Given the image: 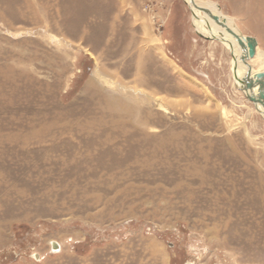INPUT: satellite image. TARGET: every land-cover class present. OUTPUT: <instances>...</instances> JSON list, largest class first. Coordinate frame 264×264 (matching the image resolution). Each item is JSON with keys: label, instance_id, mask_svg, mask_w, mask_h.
<instances>
[{"label": "rangeland", "instance_id": "374dc122", "mask_svg": "<svg viewBox=\"0 0 264 264\" xmlns=\"http://www.w3.org/2000/svg\"><path fill=\"white\" fill-rule=\"evenodd\" d=\"M193 1L264 52V0ZM205 36L185 0H0V264H264V118Z\"/></svg>", "mask_w": 264, "mask_h": 264}, {"label": "bare ground", "instance_id": "6f19581e", "mask_svg": "<svg viewBox=\"0 0 264 264\" xmlns=\"http://www.w3.org/2000/svg\"><path fill=\"white\" fill-rule=\"evenodd\" d=\"M185 2L192 9L193 22L195 28L197 29V32L200 35L216 36L218 38L223 37V41L225 42L222 43L228 48L229 44L227 43V41L232 43V49L235 55L234 66L236 67V71L234 70V79L236 76L235 74L242 78L247 73V65L251 67L252 75L258 72H264V52L259 48V44L257 46L255 56L252 59L249 58L245 62L241 60V56H243L245 53H248V38L238 30L232 18L220 14L218 12V8L212 3L204 4V6L206 7L203 8L199 4L195 3L193 0L192 2L191 0H185ZM204 9L206 11H204ZM209 13H211L212 16L218 17L219 24H216L217 22H215L213 25L210 24L211 21H209L208 17L210 15ZM208 31L210 32V34L208 33ZM237 36L243 40L245 44L244 48L239 46L236 39ZM255 67H257V69H255ZM257 111L264 118V108L258 106Z\"/></svg>", "mask_w": 264, "mask_h": 264}, {"label": "water", "instance_id": "95a60500", "mask_svg": "<svg viewBox=\"0 0 264 264\" xmlns=\"http://www.w3.org/2000/svg\"><path fill=\"white\" fill-rule=\"evenodd\" d=\"M192 2V0H191ZM213 18L215 20L218 21V17L213 16ZM208 33L210 34V32L208 31ZM203 36V35H201ZM205 36V35H204ZM207 39L209 40H218L221 42H225L223 41V37L222 38H218L216 36H205ZM248 38V53L244 54L243 56H241V60L242 61H246L249 58H253L255 56L256 53V49L258 46V42L251 38V37H247ZM237 42L239 44V46H241L242 48L245 47V44L243 42V40L241 38H239L238 36L236 37ZM227 43L229 44V50L232 53L234 59H235V55L232 49V43L227 41ZM247 73L240 78L237 74H235V83L237 86V89L241 92H243L246 96V98L252 102L255 107L258 109V106H261L264 108V72H258L254 75L251 74V67L249 65H247ZM234 70L236 71V67L234 66ZM54 249L58 248V245L54 244L53 245Z\"/></svg>", "mask_w": 264, "mask_h": 264}]
</instances>
